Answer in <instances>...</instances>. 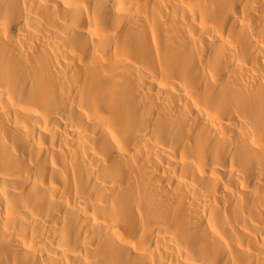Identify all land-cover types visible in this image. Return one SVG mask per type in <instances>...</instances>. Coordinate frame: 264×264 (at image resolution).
Masks as SVG:
<instances>
[{
	"label": "bare ground",
	"instance_id": "bare-ground-1",
	"mask_svg": "<svg viewBox=\"0 0 264 264\" xmlns=\"http://www.w3.org/2000/svg\"><path fill=\"white\" fill-rule=\"evenodd\" d=\"M0 264H264V0H0Z\"/></svg>",
	"mask_w": 264,
	"mask_h": 264
}]
</instances>
